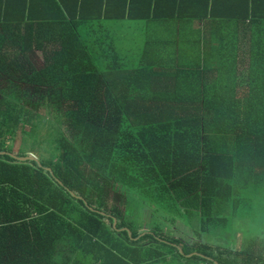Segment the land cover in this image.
<instances>
[{"label": "trees", "instance_id": "trees-1", "mask_svg": "<svg viewBox=\"0 0 264 264\" xmlns=\"http://www.w3.org/2000/svg\"><path fill=\"white\" fill-rule=\"evenodd\" d=\"M126 21L146 24L118 33ZM248 40L263 53L264 0H0V151L37 156L0 153V264H264V228L232 229L264 193V81L192 89L172 116L126 108L178 96L166 56L180 41L189 90ZM164 211L196 235L169 234Z\"/></svg>", "mask_w": 264, "mask_h": 264}, {"label": "crops", "instance_id": "crops-1", "mask_svg": "<svg viewBox=\"0 0 264 264\" xmlns=\"http://www.w3.org/2000/svg\"><path fill=\"white\" fill-rule=\"evenodd\" d=\"M145 24L146 22H139L137 25H134L133 22L126 21V22L118 24L117 26L119 25L120 26L117 30L119 31L118 33L124 32L129 35H134V26L140 32V30H143ZM183 30L185 32L188 31L186 28H184ZM198 40L200 39H197V41ZM193 41H196V40H193ZM182 42L184 41L179 42L178 50H175L174 52L169 53V55L166 56V60H168L169 62L168 65L170 67L169 72L175 73L174 78H173L175 79L173 81L174 90L172 92H174L173 93L174 95H178V96L172 95L171 97H168L167 102L161 101L159 97L153 100L152 99L149 100L148 98L139 97V98H136L134 101L132 100V98H129L130 100L129 102H127L126 108L128 109L129 116L130 115L135 116L133 118L130 117L131 121L141 120L140 118L137 119L136 117L142 115V113L144 112L147 113L148 115H151L150 113L151 103H157L158 101H159L158 103L162 105V109L164 105V111H168L169 112L168 114L171 116L175 115L176 113L180 111L182 103H184V105L186 106V99L184 96L179 97L180 94L189 92L192 89H195L194 92H197V93H201V91L204 90L205 87H208L207 89L209 92H217V91H224V90L226 91L240 90L239 86H242V89H244V87L250 86L249 77L250 76L254 77L256 76L255 74H257V76L262 81H264V67H259V66L253 67L252 66V63L257 58L262 59V61L264 62V45H263V53L261 54L256 53L255 55H251V53L249 52V40H248L240 44V52L238 49V53L236 56L233 55V53L221 54L220 52V53L214 54L212 61H210L209 64L207 65L206 72L204 74H198L197 76H195V78L198 80L197 81L198 83L195 84L196 86H194L195 88H190L189 90H187L188 83H187V80L185 79V75H186L185 72L189 71L191 68L192 69L195 68L196 70V66L195 67L191 66L189 68L185 67V63H187L186 55L184 53L185 49L182 48V47H185V44H181ZM195 57L196 56L189 57L188 60L192 62ZM221 67L225 68L223 73H222ZM200 69H202V64L201 66H197V71H199ZM229 71L235 72V75L230 77L231 80L233 79L235 80L228 81L229 79L225 80L223 78V75H227V72ZM200 84L204 85V87L201 85V87H203L201 88ZM176 98H179L180 100H176ZM149 103H150V106L148 108ZM145 106L146 108H143ZM146 109H148V111ZM151 121L147 123H150ZM163 215L166 216L168 219L173 218L171 222L173 223L174 226H172L173 227L172 230L171 229L168 230L170 232L169 234H173L174 237L182 236L186 238H189L190 235L192 236V234L196 235L195 228L197 224V219L194 218L192 220H188L187 214L182 211L179 213H176L175 218L173 217L174 214L173 215L169 214L167 211H164ZM241 217L243 216H234L233 218L234 222L242 223L246 218H248V217H244L242 219ZM178 220H181V221L179 222ZM183 225L187 226L189 234H186L187 232L184 229ZM178 228L180 229L179 231H178ZM189 239H191V237Z\"/></svg>", "mask_w": 264, "mask_h": 264}, {"label": "rangeland", "instance_id": "rangeland-1", "mask_svg": "<svg viewBox=\"0 0 264 264\" xmlns=\"http://www.w3.org/2000/svg\"><path fill=\"white\" fill-rule=\"evenodd\" d=\"M197 22H198L199 26L202 25V22H199V21H197ZM119 26L116 27V30L119 28ZM176 34L179 35V33H176ZM191 38L192 39H199V38H197L196 34L192 35ZM25 129L28 130V128H25ZM20 141H21L20 139H17L14 142V152L17 151L18 148L22 149L24 151H27L28 149H30L29 148V144H25V145L21 144L20 145L19 144ZM29 153H31L34 157H37L34 153H32V152H29ZM262 194L263 195L256 196V204H255V207H254L256 212H254V215L250 216V217H253L255 220H253L250 217H248L242 223L233 222V225H232L233 228L232 229H235L237 231L238 235L242 234V231L249 230L250 226H254L252 228L255 230V232H258V231H260L261 228H264V193H262ZM113 195H115V196H114V198L113 197L110 198L111 202L114 203V205L120 206V197H119V195L117 193H114ZM127 197L132 199V191L128 192ZM130 204H131V202L128 199V206ZM244 207H248L249 208L248 205H244ZM137 217H138V215H137ZM178 221L180 222L181 220H178ZM183 226H184V229L187 232L186 234H189L187 226L186 225H183ZM163 228H165V227H163ZM230 228H231V224L229 223V224H226L224 228L222 227L221 230L224 229V232H228V231L231 230ZM179 230L180 229L178 228V231ZM190 237L192 238L191 235H190ZM220 238L223 239L222 242H224V243H228L229 240H230V236L229 235H224L222 232H218L217 234L208 237V239H209V241L211 243H220L221 242Z\"/></svg>", "mask_w": 264, "mask_h": 264}, {"label": "water", "instance_id": "water-1", "mask_svg": "<svg viewBox=\"0 0 264 264\" xmlns=\"http://www.w3.org/2000/svg\"><path fill=\"white\" fill-rule=\"evenodd\" d=\"M0 153H8L12 157H14L15 159L20 160V161H23V160H26V159H35L36 158L31 153H27L24 156H18L15 153L7 152V151H0ZM113 227H115V220H113ZM126 232H127V235L129 236L130 235L129 232L128 231H126ZM179 249L182 251V249L180 247H179Z\"/></svg>", "mask_w": 264, "mask_h": 264}]
</instances>
